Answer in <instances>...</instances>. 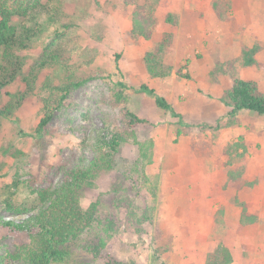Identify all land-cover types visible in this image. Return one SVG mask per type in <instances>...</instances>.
<instances>
[{
  "label": "rangeland",
  "instance_id": "1",
  "mask_svg": "<svg viewBox=\"0 0 264 264\" xmlns=\"http://www.w3.org/2000/svg\"><path fill=\"white\" fill-rule=\"evenodd\" d=\"M6 1L18 36L37 37L22 54L23 74L1 91L4 101L7 92H26L25 77L48 55L66 54L76 75L87 81L56 111L42 151L33 135L42 118L39 88L54 68L41 72L36 92L16 112L18 119L1 121L0 221L34 216L36 191L59 187L84 157L93 159L100 137L124 127V106L112 102L114 85L124 81L147 85L165 97L183 123L160 109L153 97L126 91L127 106L148 121L139 131L154 140L152 160H143L133 144H122L114 169L103 173L82 200L85 209L99 201L98 216L104 225L113 221L114 232L109 237L101 232L106 238L101 258L81 250L79 259L205 264L223 243L233 253L232 264H264V117L244 111L235 125L226 118L218 131L209 129L229 111L221 97L235 80L254 81L264 91V0H137L130 6L123 0ZM152 3L157 23L151 39L133 36L134 12ZM164 39L169 40L165 63L173 72L153 78L144 58ZM254 46L260 47L259 66L245 67L242 53ZM4 52L0 48V58ZM6 149L26 156L15 159ZM243 169L242 178L230 179L229 170ZM244 185L248 192H240ZM232 196L251 203V212L259 217L242 234L237 218L228 223L223 217ZM6 201L25 212L8 210ZM97 237L90 235L96 243ZM28 240L0 223V255L14 253ZM160 244L168 251L159 252Z\"/></svg>",
  "mask_w": 264,
  "mask_h": 264
},
{
  "label": "trees",
  "instance_id": "2",
  "mask_svg": "<svg viewBox=\"0 0 264 264\" xmlns=\"http://www.w3.org/2000/svg\"><path fill=\"white\" fill-rule=\"evenodd\" d=\"M126 5H133L137 0H123ZM8 1L0 0V48L5 52L0 58V124L4 119H15L16 112L23 106L25 99L33 95L37 89L40 74L46 68H54V73H47L46 79L42 82L39 92L43 94L42 118L35 129V145L40 151L43 150V141L47 133H50V124L55 113L67 101L71 91L79 88L87 80L76 75L74 67L70 66V57L62 53L60 55H48L37 68H33L25 77V93H8V101L2 98V90L15 83L23 74L25 58L24 51L30 49L36 33L27 35V39L18 36L15 26L12 25L13 10L7 5ZM154 3L148 7H139L133 14L132 35L151 39L153 28L157 20L155 17ZM54 19V17H52ZM169 21L172 22L170 16ZM169 40L164 39L154 51L145 55L144 63L147 72L153 78H167L172 75V66L165 63V53ZM260 52L259 46L247 48L243 51L240 62L245 67L259 66L257 55ZM178 75L182 76L180 71ZM57 78V81L54 79ZM132 93L147 94L155 99L157 106L178 118L183 123L182 116L176 112L168 100L157 94L155 90L147 85L140 87L130 86L124 81L117 82L113 87V104L124 106L123 123L124 127L114 131L107 138L100 137L95 147V155L89 160L83 158L79 165L69 171L63 183L54 189H41L36 191L38 212L27 219L16 221L14 219H2L0 223L19 235L26 236L29 240L21 243L14 253L7 256L0 255V264H7L10 260H22L26 264H93L92 262L81 261L78 255L88 252L93 258H101V250L106 247V238L114 232V223L109 221L106 225L98 216L100 213V202H93L87 209L82 205V200L89 190L96 187L97 180L103 173L114 169L118 160L122 144L131 143L138 147L141 158L149 163L152 160L154 140L149 134L139 131V127L147 124L148 121L141 118L127 104L129 97L126 91ZM222 104L229 109L226 116L216 121V125H210V130H219L228 118V125L237 123L238 115L243 111L256 113L264 116V92L254 81L237 79L232 87L221 97ZM181 133V132H179ZM15 159L26 156L19 149L4 150ZM137 172L144 175L139 165H136ZM144 170V169H142ZM243 170H229L228 175L232 181L242 178ZM248 185V184H247ZM156 195V192H154ZM6 208L10 211L24 213L25 210L15 207L11 201H6ZM242 207L241 229L255 223L257 216L249 212L246 204ZM223 213V211H222ZM103 227V228H102ZM99 230V231H97ZM97 233L98 242L90 238V235ZM89 234V236L87 235ZM167 252L168 247L159 246V252ZM234 256L230 248L221 243L216 250L208 255L205 264H232ZM110 264H127L111 259Z\"/></svg>",
  "mask_w": 264,
  "mask_h": 264
},
{
  "label": "crops",
  "instance_id": "3",
  "mask_svg": "<svg viewBox=\"0 0 264 264\" xmlns=\"http://www.w3.org/2000/svg\"><path fill=\"white\" fill-rule=\"evenodd\" d=\"M259 85V84H258ZM262 90V89H261ZM263 91V90H262ZM264 92V91H263ZM244 112V111H243ZM249 112V111H247ZM258 115V114H257ZM260 116V115H259ZM260 117H264V116H260ZM231 183V182H230ZM233 183V182H232ZM247 186V185H246ZM248 188L245 187V185L243 186L242 189H240V192H248ZM252 191H255V188L252 187ZM228 203H227V206H224L223 208V217H225L226 215V219L228 221V223L230 222V218L232 219V223L233 221H235V218H237V232L239 234H242L243 232H245L247 229H249L250 227L254 226L255 224L258 223V220H259V217L257 216L256 212H251V203L249 202H240V199H238L237 196H232L228 199ZM247 201V200H246ZM246 204L249 208V212L251 214H255L257 216V220L255 221V223L253 224H250L246 227H244L243 229H241V219H242V207L240 204ZM227 209V210H226ZM226 222V224H228Z\"/></svg>",
  "mask_w": 264,
  "mask_h": 264
}]
</instances>
